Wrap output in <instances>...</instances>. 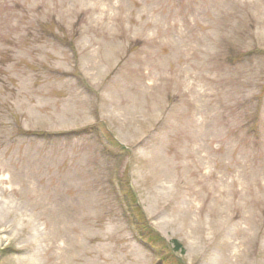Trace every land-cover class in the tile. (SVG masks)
I'll return each mask as SVG.
<instances>
[{"label":"rangeland","instance_id":"obj_1","mask_svg":"<svg viewBox=\"0 0 264 264\" xmlns=\"http://www.w3.org/2000/svg\"><path fill=\"white\" fill-rule=\"evenodd\" d=\"M0 264H264V0H0Z\"/></svg>","mask_w":264,"mask_h":264},{"label":"trees","instance_id":"obj_2","mask_svg":"<svg viewBox=\"0 0 264 264\" xmlns=\"http://www.w3.org/2000/svg\"><path fill=\"white\" fill-rule=\"evenodd\" d=\"M126 189L127 186L124 184L119 185V202L122 205V210L124 211V215L126 216L130 225L137 231L140 238L149 245L151 244L152 246H157L160 242L162 245H164L165 242H162V240L159 241V238L155 240L156 237L151 234V228L145 216L142 214L141 208L134 198V195ZM174 247L176 249L179 248V243L174 241Z\"/></svg>","mask_w":264,"mask_h":264}]
</instances>
